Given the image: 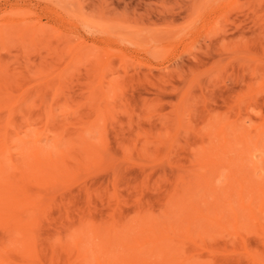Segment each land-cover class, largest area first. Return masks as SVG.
I'll return each instance as SVG.
<instances>
[{
	"label": "rangeland",
	"instance_id": "rangeland-1",
	"mask_svg": "<svg viewBox=\"0 0 264 264\" xmlns=\"http://www.w3.org/2000/svg\"><path fill=\"white\" fill-rule=\"evenodd\" d=\"M0 107L12 179L19 135L69 149L75 171L27 186L43 211L30 241L0 224V264H91L100 241L136 264H264V0H0ZM236 122L228 151H201ZM92 226L133 242L167 228L181 255L135 256Z\"/></svg>",
	"mask_w": 264,
	"mask_h": 264
},
{
	"label": "bare ground",
	"instance_id": "bare-ground-1",
	"mask_svg": "<svg viewBox=\"0 0 264 264\" xmlns=\"http://www.w3.org/2000/svg\"><path fill=\"white\" fill-rule=\"evenodd\" d=\"M154 60H156V62H163L164 61V58L162 57V58H160V56L159 55H157V57H155L154 56ZM58 91V90H57ZM13 102H15V101H13ZM12 102V103H13ZM16 103H17V101H16ZM15 103V104H16ZM10 104V103H9ZM9 104H6L7 106L9 105ZM6 107L5 105H2V107ZM1 108V107H0ZM6 109H8V107L6 108ZM5 109V110H6ZM11 109H12V107H11ZM9 110H10V108H9ZM11 111V110H10ZM11 112H13V111H11ZM8 113H9V111H8ZM10 114V113H9ZM8 114V115H9ZM10 117V116H9ZM9 117H8V119H9ZM6 120V119H5ZM10 120H11V118H10ZM212 120V119H211ZM214 121H215V119H213ZM182 121V120H181ZM218 122L220 121V119L219 120H217ZM11 122V121H10ZM213 122V121H212ZM220 122H222V121H220ZM176 124H179L180 123V119L179 118H177V120H176V122H175ZM234 123V122H233ZM233 123H231L232 124V126H234V127H230V123H228V125H224V127H220L221 128V131L219 130V132H220V134H219V140L217 141L218 142V146H216V147H214V148H211V149H205L204 147V151L203 150H201L202 152H208L209 153V151H221V152H224L225 150H227L229 147H228V145H230V143H231V140H227L226 138H227V134H226V130H227V128L229 129H232V128H235V125L238 127L239 125H238V122H236L237 124H233ZM226 124H227V122H226ZM230 124V125H229ZM11 124L9 123V120H6V121H4V123L2 122V125L0 126V224L1 225H3V226H6V227H9V228H12V229H17V230H20L21 231V233L23 234V236L25 237V239L27 240V241H30V234H31V230L35 227V225H36V223H37V218H38V216H40V214L42 213V211H43V209H42V198H40V197H38L37 195H31L29 192H28V190H27V186L28 185H33V184H39V185H41L42 184V186H44V185H50V184H52L53 183V185H57V183L59 182L60 183V181H59V179L60 178H63V180H62V182L61 183H65L66 181H69L70 182V180L72 179V178H74V172L75 171H72L73 173V176L72 177H70V174H71V170H70V168H68V166L66 167V157H67V160H68V157H69V153H71L70 151H69V149H66L65 151H63V152H60V153H57L56 155H54V156H52V154H49L48 152L47 153H45L43 150H40V148L38 149L37 147H36V145L34 146L33 145V142H36V140L35 141H33L32 142V145L34 146H27V144H26V142H24L25 143V145L23 146V142H21V141H23V140H27V139H24V137H21V135H19V136H17V138L14 140V143H16V146H15V148H18V150L19 151H22L21 153L19 152V154H22L23 156H24V159H23V156H21L20 155V157H22V158H20V159H23V160H25V157L27 158V160H28V165H24V167H25V169H24V167H22V166H18L17 164H18V162L15 164L14 163V167L16 168H13V169H15V173L16 172H18V173H16V174H19L20 176L18 177L17 176V180H15V174L13 175L14 176V178L12 179V177H10L9 175L11 174L12 175V173H10L9 174V171L7 172V169H12V168H9V166L10 165H12L13 164V162L10 164V161H9V159H8V157H7V155H9V153L11 154V152H13V150H11L12 148H10V137H9V131H10V129H11ZM44 132V131H43ZM218 132V133H219ZM228 132V131H227ZM26 133V132H25ZM39 134V133H38ZM37 134V135H38ZM235 134V133H234ZM244 134V133H243ZM25 135H27V134H25ZM33 135V136H32ZM32 135H30V137L31 138H33V140H34V138H37V137H34V134H32ZM36 135V134H35ZM41 135V134H40ZM39 135V136H40ZM240 135V134H239ZM25 137H27V136H25ZM29 137V138H30ZM28 138V137H27ZM23 139V140H22ZM236 139V138H235ZM29 141V140H28ZM30 141H31V139H30ZM23 143V144H22ZM22 144V145H21ZM13 145V144H12ZM88 145V144H87ZM86 145V146H87ZM29 147V149H28V151H27V149H26V147ZM85 146V147H86ZM93 146V145H92ZM13 147V146H12ZM70 147V146H69ZM95 147V146H94ZM32 148V150L31 151H29L30 149ZM87 148V147H86ZM86 148H84V149H86ZM93 148V147H92ZM96 148V150H97V147H95ZM50 149H51V147H50ZM99 149V148H98ZM55 150V149H54ZM82 150V149H81ZM95 150V149H94ZM59 151V150H58ZM88 151H89V149H88ZM92 151H93V149H92ZM100 151H102V150H98V152H100ZM228 151V150H227ZM52 152V151H51ZM97 152V153H98ZM206 152V153H207ZM211 153V152H210ZM217 153V152H216ZM88 154V153H87ZM213 154H215V153H213ZM218 154V153H217ZM202 157H203V155H202ZM205 157V156H204ZM207 158V157H206ZM19 159V160H20ZM71 159V158H70ZM75 159V158H74ZM13 160H15L14 158H13ZM27 160H25V161H27ZM197 160H198V158H197ZM201 161H202V159H200ZM200 160H198V161H200ZM21 161V160H20ZM19 161V164L21 163ZM66 161V162H65ZM200 161V162H201ZM206 161V160H205ZM23 162V161H22ZM65 162V163H64ZM202 162H204V161H202ZM209 162V161H208ZM8 163L10 164V165H8ZM26 163V162H25ZM25 163H23V164H25ZM78 163V162H77ZM76 163V164H77ZM22 164V163H21ZM22 164V165H23ZM206 165V164H205ZM204 165V166H205ZM204 166H202V167H204ZM10 167H12V166H10ZM17 168H19V169H17ZM200 168V167H199ZM208 168V167H207ZM213 169V168H212ZM18 170V171H17ZM48 170V171H47ZM68 170V171H67ZM51 171V172H50ZM12 172H13V170H12ZM69 172V173H68ZM210 172V171H209ZM9 174V175H8ZM195 174V173H194ZM203 174V173H202ZM201 174V175H202ZM196 175V174H195ZM201 175H198V173H197V179H199V181H200V179H202L201 177ZM198 176H201V177H199L198 178ZM207 177V176H206ZM232 177H234V176H232ZM67 178H71V179H67ZM67 179V180H66ZM75 179V178H74ZM196 179V180H197ZM205 180V179H204ZM208 181H210V180H208ZM238 181V180H237ZM57 182V183H56ZM55 183V184H54ZM61 183H60V185H61ZM63 183V184H64ZM68 183V182H67ZM196 183V182H195ZM194 183V184H195ZM44 184V185H43ZM62 184V185H63ZM240 184V183H239ZM59 185V184H58ZM257 186H258V184H257ZM209 188V187H208ZM207 188V189H208ZM262 188V187H261ZM241 190H242V188H241ZM239 191L240 192V195L243 193L242 191ZM232 191H234V190H232ZM224 192V191H223ZM242 192V193H241ZM225 194L226 193H228V192H224ZM230 193V192H229ZM177 196H179V195H177ZM231 195H229V197H230ZM242 197V196H241ZM178 199V198H177ZM176 199V200H177ZM185 200V199H184ZM192 200V199H191ZM190 201V200H189ZM177 202H178V200H177ZM186 202V201H185ZM192 202H194V201H192ZM183 203V202H182ZM227 203V202H226ZM186 204V203H185ZM184 204V205H185ZM191 203H189L188 205H190ZM227 204H229V205H231L229 202L227 203ZM181 206V205H180ZM199 206V205H198ZM189 207V206H188ZM195 209H197V206L195 205ZM188 209V208H187ZM186 209V210H187ZM190 210V209H189ZM194 210V209H193ZM195 211V210H194ZM193 211V212H194ZM202 212H204V211H202ZM201 213V212H200ZM170 214H171V212H170ZM170 214H168V215H170ZM190 216V215H189ZM202 216V215H201ZM144 217H146V216H144ZM205 217H207V216H205ZM149 219H150V217H148ZM142 219V218H141ZM207 219V218H206ZM148 219H144V220H142V221H145V222H147V223H149V220L147 221ZM141 221V220H140ZM142 221H141V223H142ZM145 222H144V224H145ZM147 223L145 224L146 226H147ZM139 224V223H138ZM139 225H141V224H139ZM138 225V226H139ZM150 225L151 226H154V224L153 223H151L150 222ZM149 224H148V226H150ZM157 224H155V226H156ZM164 225V224H163ZM113 226V225H112ZM112 226H108V227H105V228H103V229H100V230H98V229H96V230H94L95 228H93V226H92V228H93V234H90L91 236L92 235H94V237H95V235H96V239L97 238H99V239H104V240H109V242L110 241H112V238H114L113 240H117L116 242L117 243H119V244H122L123 246H121V247H123V248H125L124 250H127V248L129 249V250H131L130 252H133L134 251V253H135V256H138L139 254V252H140V250L141 251H143V252H148V250L146 251V249H148V246H150L149 247V251H151V252H153L152 250H154L155 248H157L158 246L159 247H161V249H162V247L163 248H165V246H166V248H167V251L165 250V251H163V252H165L164 254H166V252H167V254L170 256V258H171V260L173 261V256L174 255H181V254H175V252H174V255L173 254H169V251H170V249L168 248V247H171V245L169 244V239L171 238V237H173V236H170L169 234H168V231H167V228L164 230L163 228H161V229H159V230H157V228H155L157 231H159V232H156V231H154L155 232V234H152V233H150V231H152V229H154V227L152 228V227H146V229H148V230H146L148 233H150L149 235L150 236H143V240H141L142 239V237L140 238V237H138L137 239H135L134 240V242L131 240V238H133L134 236H130V238L129 237H127V235L129 234V233H127L126 234V238H127V240H126V238H124L125 237V235H124V237L122 236L123 234L121 233L122 231L120 230V232L118 233V232H115V230H114V228L113 227H116V225L114 224V226L112 227ZM122 225H120V227H121ZM104 227V226H103ZM118 227V226H117ZM123 227V226H122ZM162 227V226H161ZM167 227V226H166ZM102 228V227H101ZM119 228V227H118ZM124 228V227H123ZM122 228V229H123ZM128 228V227H127ZM126 228V229H127ZM142 228V227H141ZM144 228V227H143ZM152 228V229H151ZM173 228V227H172ZM91 229V228H90ZM154 229V230H155ZM150 230V231H149ZM174 230V229H173ZM88 231L90 232V230L88 229ZM117 231V230H116ZM128 231L130 232V228H128ZM84 232V231H83ZM82 232V233H83ZM140 232H142V231H140ZM147 232H145V233H147ZM153 232V231H152ZM153 232V233H154ZM122 235H121V234ZM124 234H125V232H123ZM131 233H132V231H131ZM137 233V232H136ZM160 233V234H159ZM80 234V233H79ZM85 234V233H84ZM141 234V233H140ZM144 234V233H143ZM174 234V233H173ZM187 234V233H186ZM81 235V234H80ZM134 235V234H133ZM172 235V234H171ZM77 236V235H76ZM76 236H74V237H76ZM83 236V235H82ZM140 236V235H139ZM174 236H175V234H174ZM72 237V236H71ZM74 237H72L71 238V242L69 243V244H72L71 246L69 245H67V246H65V248L66 249H68L69 251H70V249H71V251L73 250V251H76L77 253H79L80 251H82V249L79 251V248H78V245H79V243L81 242H83L82 241V237L81 236H79L78 235V237H76V238H74ZM73 238L75 239L74 241H73ZM109 238V239H108ZM111 238V239H110ZM123 238H124V240L125 241H127V242H124V240H123ZM128 238H129V240H128ZM139 239V240H138ZM92 240H93V238H92ZM138 240V242H136ZM170 240H173V238L172 239H170ZM99 241V240H98ZM129 241H132V244L130 243V244H127V243H129ZM73 242V243H72ZM106 242V241H105ZM104 241H100V242H98V243H101V244H99V245H94V244H92L93 246H98V248H96V249H91L92 250V253H93V263L94 264H106V259L107 258H111V259H113L115 262H118L119 264H136L135 263V260H134V263L132 262V263H130V261H128V262H126V260H123V258H119L118 256H119V254L118 255H115V256H113V251H111V249H110V247H111V245H109V243L107 242V243H105ZM123 242V243H122ZM171 242V241H170ZM173 242V241H172ZM80 243V244H81ZM111 244H112V242H110ZM113 243H115V241L113 242ZM116 243V244H117ZM124 243H125V246H124ZM166 243H168V244H166ZM76 246H75V245ZM135 244V245H134ZM91 245V246H92ZM113 245V244H112ZM127 245V246H126ZM131 245H134L133 247H131ZM167 245H169V246H167ZM72 246L74 247V248H72ZM92 246V247H93ZM117 246H118V244H117ZM117 246H116V248H117ZM120 246H119V248H120ZM81 247V246H80ZM112 248V247H111ZM114 248H115V246H114ZM113 248V249H114ZM119 248H117V249H119ZM122 248V249H123ZM172 249H173V246L171 247ZM89 249V251H88V253L90 254V250ZM116 249V250H117ZM135 249V250H134ZM136 249H138V251H137V253H136ZM175 249V248H174ZM120 250V249H119ZM123 250V251H124ZM129 250H127V251H129ZM163 250V249H162ZM161 250V251H162ZM173 251H176V249L175 250H173ZM115 252V251H114ZM117 252V251H116ZM119 252V251H118ZM151 252H150V255H152V254H154V253H152L151 254ZM162 252V253H163ZM170 252H172V251H170ZM177 252H178V250H177ZM113 253V254H112ZM123 253V252H122ZM125 253V252H124ZM127 253V252H126ZM86 254H87V252H86ZM155 254H156V252H155ZM160 254V253H159ZM167 254L165 255L166 256V258L168 259L169 258V256L167 257ZM75 255H76V253H75ZM82 255L84 256L85 254H84V252L82 253ZM111 255V256H110ZM122 255V254H121ZM128 255V254H127ZM129 255H130V253H129ZM134 255V254H133ZM143 255V254H142ZM158 255V254H157ZM161 255V254H160ZM173 255V256H172ZM79 256V255H78ZM83 256H81V254H80V257H79V259H78V261L79 262H81L80 261V258L81 257H83ZM131 256H132V254H131ZM146 255L144 254V257H145ZM148 256H149V252H148ZM147 256V257H148ZM122 257H124V256H122ZM142 256H140V258H141ZM153 258L155 257V258H157L156 256H152ZM159 257H161V256H159ZM163 257V256H162ZM176 257V256H175ZM181 257H184V255L183 256H181ZM180 257V258H181ZM78 258V257H77ZM132 258V257H131ZM152 258V259H153ZM165 258V259H166ZM170 258L168 259V260H170ZM81 259H84V258H81ZM130 259V258H129ZM139 259V258H138ZM144 259V258H143ZM145 259H146V257H145ZM165 259H164V262H165ZM85 260V259H84ZM92 260V259H91ZM131 260V259H130ZM158 260H160V259H158ZM163 260V259H162ZM162 260H160V261H162ZM176 261H177V259H175ZM174 260V262L175 263H177L176 261ZM178 260H180V259H178ZM156 261H157V259H156ZM92 262V261H91ZM145 262H146V260H145ZM148 262V261H147ZM146 262V264H148ZM159 262V261H158ZM167 262V261H166ZM171 262V261H170ZM86 262L84 261V264H85ZM93 263H91V264H93ZM140 263V262H139ZM151 263V262H150ZM161 263H163V262H161ZM169 263V262H168ZM171 263H173V262H171ZM143 264H144V262H143ZM151 264H153V261H152V263Z\"/></svg>",
	"mask_w": 264,
	"mask_h": 264
}]
</instances>
